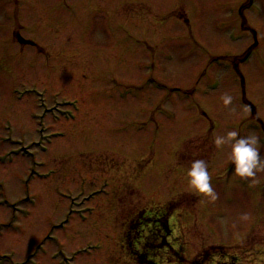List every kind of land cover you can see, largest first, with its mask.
I'll return each instance as SVG.
<instances>
[{
	"label": "rangeland",
	"instance_id": "1",
	"mask_svg": "<svg viewBox=\"0 0 264 264\" xmlns=\"http://www.w3.org/2000/svg\"><path fill=\"white\" fill-rule=\"evenodd\" d=\"M58 1L0 0V59L16 8L26 13L22 35L46 43L54 37L49 26L61 23L65 32L81 33L82 47L116 52L101 59L115 65L116 77H80L96 89L78 95L74 78L61 82L72 76L71 67L49 82L42 54L26 51L18 65L0 60V264H135L119 242L129 210L125 195L121 201L115 196L118 179L129 180L142 203L187 194L173 205L169 221L180 222L183 239L196 247L228 246L254 228L263 234L264 47L261 38L253 50L244 47L254 42L239 14L246 0H100L106 7H97L98 0H69L73 7L56 9ZM245 14L250 28L264 35V13ZM8 49L18 52L17 46ZM29 59L41 69L30 70ZM225 96L231 103H224ZM63 98L75 102L54 103ZM84 102L105 108L106 115L93 122H103L95 141L104 147L79 148L76 135L89 134L79 133L81 121L47 141L51 115L43 113L45 106L53 115L70 116ZM231 131L259 137L261 164L254 177H237L231 145H215L216 136ZM196 159L208 164L215 199L188 186L186 170ZM137 197L126 196L131 205ZM158 212L162 216L161 207ZM139 243L147 259L155 258L153 245ZM155 260L164 264L161 257Z\"/></svg>",
	"mask_w": 264,
	"mask_h": 264
},
{
	"label": "flooded vegetation",
	"instance_id": "2",
	"mask_svg": "<svg viewBox=\"0 0 264 264\" xmlns=\"http://www.w3.org/2000/svg\"><path fill=\"white\" fill-rule=\"evenodd\" d=\"M58 2H60V5H58ZM55 3L56 9L59 8H68L70 9L72 6V3L69 2V0H60ZM97 7H101L103 5H106L105 3H102V1L98 0L96 3ZM106 7V6H103ZM247 10H253L256 12L257 15H260L261 13H264V0H246L241 3L239 6V12L242 15V26L248 28L246 25L247 18L245 12ZM51 29V35L54 37L47 38L46 41V48L45 51L48 56V61L46 66H44V73L46 74L47 79L53 80L52 77H54L60 70H63L62 68L71 67V73L72 76H64L61 77L62 83L65 84L66 81H69L71 78H74V80L77 82L79 91L78 95H84L86 91H91L94 93L96 87H90L87 84H84L80 77H84L85 80L91 79L92 82H98L100 79H107L112 80L115 78L114 73V64L109 62L106 58L112 55H115V52L112 50H106L104 52H96L95 48L90 47H82L80 40L81 39V33L80 32H65L63 30V27L60 24L54 23V26H49ZM61 30V33H60ZM252 31V30H251ZM255 31V30H253ZM252 31V33H253ZM17 31H13L9 37L11 40L12 45L17 44L20 48H26L31 47L34 51H44L42 47H39L36 40L29 37L24 36L26 41H19L17 40L18 36ZM254 35V34H253ZM258 32L255 31V35L258 37ZM253 36V44L245 45L244 47L248 46V48H256L257 46V38ZM264 37V35H261ZM5 40V39H4ZM19 63H16L15 65H18ZM40 68L41 65L35 64V63H28V68L30 70L35 68ZM38 71V69H35ZM75 74H78V79L74 77ZM52 84V83H50ZM61 84L60 86H62ZM59 86V87H60ZM99 100L102 102V100H106L104 97H101L97 95ZM75 100H72L70 98H63L62 100L55 101V104H72ZM104 105V103L102 104ZM59 110V109H57ZM45 112L50 113L51 115V121L49 122V126L46 128L47 133L54 132L57 135H62L64 130L66 129V125H70L71 128L78 126V121H81L80 123V129L79 133H89L86 136H81L80 134H77V141L80 144L79 148H86L88 151H92L95 148L98 147H104L103 143H96L95 138L96 136H99L97 127L102 124L103 122H96L93 123L100 115H106L105 108H101L100 105H95L91 102H84L81 104V107L77 109L75 114H72L70 116H56L53 115V110L50 107L45 108ZM43 129H40L42 132ZM70 144H66L67 148L71 145V139L68 141ZM124 181V180H122ZM125 184L128 183L127 180L124 181ZM166 210L172 209L170 204H166L163 206ZM144 208H137L135 215L128 220V223L130 225L136 226L139 225L142 220H149L153 222V225L148 228V234L147 237L149 241L156 240V244L160 247V244L166 243L169 245V240L167 238L171 234V229L169 227H166L164 225V219L163 222H160V213H151L149 216H144ZM126 232H124V239L127 241V243L130 244V242L126 238ZM135 234H140V230H136ZM135 234H133L135 236ZM132 235H130L131 237ZM166 239V240H164ZM138 239L134 240V243H136ZM167 246H165L166 248ZM243 248V247H241ZM241 248H239L238 252H227L223 257H217L216 255H212V262L216 263L218 259H224L221 263L222 264H235L237 261L234 259H244L243 256H241ZM244 249V248H243ZM247 250H250V253H253L254 247L250 245ZM211 253L210 250L207 251H201L198 256L195 257V259H204L206 256H209ZM172 257V256H170ZM141 258H144L141 256ZM167 258V257H166ZM256 255L252 259H255ZM208 262V264H211Z\"/></svg>",
	"mask_w": 264,
	"mask_h": 264
},
{
	"label": "clouds",
	"instance_id": "3",
	"mask_svg": "<svg viewBox=\"0 0 264 264\" xmlns=\"http://www.w3.org/2000/svg\"><path fill=\"white\" fill-rule=\"evenodd\" d=\"M231 100V96L224 97L225 104L231 103ZM226 141L231 145L228 155L231 165L234 166V174L240 179L254 177L261 164V154L257 147L260 143L259 137L241 136L239 132L231 131L227 133V136H216L214 143L219 148ZM186 179L194 193L215 199L208 164L205 160H194L186 171Z\"/></svg>",
	"mask_w": 264,
	"mask_h": 264
},
{
	"label": "bare ground",
	"instance_id": "4",
	"mask_svg": "<svg viewBox=\"0 0 264 264\" xmlns=\"http://www.w3.org/2000/svg\"><path fill=\"white\" fill-rule=\"evenodd\" d=\"M12 70H13V68H12ZM126 74H128V72H126Z\"/></svg>",
	"mask_w": 264,
	"mask_h": 264
}]
</instances>
